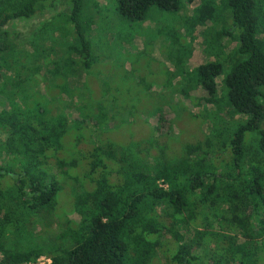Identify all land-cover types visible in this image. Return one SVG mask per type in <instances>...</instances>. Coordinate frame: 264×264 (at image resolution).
Segmentation results:
<instances>
[{
  "label": "trees",
  "instance_id": "trees-1",
  "mask_svg": "<svg viewBox=\"0 0 264 264\" xmlns=\"http://www.w3.org/2000/svg\"><path fill=\"white\" fill-rule=\"evenodd\" d=\"M195 2L188 15L181 0H115L122 23H142L157 7L172 14L183 38L198 34L205 46L214 36L232 46L178 81L193 110L152 114V142L135 136L122 145L109 135L110 111L95 127L86 77L97 49L82 0H0V97L15 108L43 107L38 117L21 111L0 119V264L42 257L47 264H264V0L187 5ZM57 4L62 10L32 40L7 29ZM162 36L158 23L146 32L150 44L164 38L173 51L172 77L191 45ZM35 78L41 93L28 88ZM48 86L55 98L46 97ZM197 90L205 96L191 97ZM179 116L193 119L203 138L181 139ZM99 183L110 196L98 195ZM67 190L69 210L61 207Z\"/></svg>",
  "mask_w": 264,
  "mask_h": 264
},
{
  "label": "rangeland",
  "instance_id": "rangeland-1",
  "mask_svg": "<svg viewBox=\"0 0 264 264\" xmlns=\"http://www.w3.org/2000/svg\"><path fill=\"white\" fill-rule=\"evenodd\" d=\"M197 3L188 6L187 0H181L183 12L189 15ZM115 5V0H82L81 19L83 23L89 24L88 34L91 43L95 44L97 49L95 52L97 62L89 77H86V81L89 83L87 91L91 96L90 99L96 101L97 106L98 123L95 124V127L99 128L107 122L110 111L111 124L116 127L115 131L109 133L110 137L114 140L117 139L118 142H121L119 144H122L128 143L137 136L142 140H148L149 144L153 138L151 128L154 127L156 119L152 114L166 113L167 118H172L180 108L184 107L189 111L194 108L190 101L185 99L186 94L183 95L178 87V81L182 80L183 74H186L190 68L205 63L209 60L208 58L219 57L223 52L228 53L232 46L222 48L217 37L214 36L205 46L202 42L203 38L198 37V34L189 39L183 38L177 25H171L172 14L163 12L157 7H150L146 11L145 20L142 23H122L116 15ZM61 10L62 6L57 4L53 9L43 12V14L36 13L29 20L14 19L7 25V29L21 35L20 39L24 42L30 41L34 32L42 26L41 24ZM219 14L220 11L215 12V17H218ZM194 22L196 23V21ZM157 23L158 27H161L164 37L174 40L179 38L180 41L176 42H180L184 46L191 45V48H184L179 57L181 60L177 64L180 70L174 71L172 77L168 76L166 70V68H172L169 67V56L173 54L170 46L164 42V38H159L150 44L146 37V32H153ZM200 30L202 31V27L197 28L198 32ZM27 50L29 53L32 51V49ZM130 68L133 72L129 73ZM40 79L42 78L40 77ZM40 79H31L28 88L35 86V90L41 93L43 84ZM16 82L19 83V80ZM9 83V87L12 89L11 84L15 83L14 79H11ZM36 91H34L35 99ZM106 91L109 100L103 103L102 99ZM114 91H116L115 95H112L111 92ZM46 92L47 98L56 97L49 86ZM223 95L226 97L225 92ZM190 96L201 98L205 96V93L202 90H197L191 92ZM22 103L24 102H21L19 108H15L6 103L4 97H0V119L7 121L14 118L16 114L19 115L21 111L38 117L43 111V107L36 103L34 108L26 110ZM77 114L78 111L72 114V118L79 122V114ZM178 122L180 138H184L185 142L193 143L203 138V136L200 137L201 129L193 119H184L183 116H179ZM113 139L111 140L114 141ZM65 147L72 148V144L66 141ZM69 155H65V160L69 158L66 161L71 162L72 157L70 158ZM97 193L104 197L111 195L101 183L98 184ZM69 195L68 190L63 193L61 199L63 209L69 210L68 203L71 202ZM85 199L86 195L83 194L79 197L78 202L81 203ZM70 218L78 220V213L71 214ZM38 264H47V261L43 259Z\"/></svg>",
  "mask_w": 264,
  "mask_h": 264
},
{
  "label": "built area",
  "instance_id": "built-area-1",
  "mask_svg": "<svg viewBox=\"0 0 264 264\" xmlns=\"http://www.w3.org/2000/svg\"><path fill=\"white\" fill-rule=\"evenodd\" d=\"M43 259H45L44 257H42V258H39L38 260H37V264L41 261V260H43ZM46 261H47V263H49V260L48 259H45Z\"/></svg>",
  "mask_w": 264,
  "mask_h": 264
}]
</instances>
